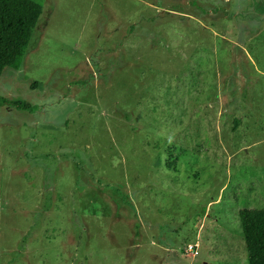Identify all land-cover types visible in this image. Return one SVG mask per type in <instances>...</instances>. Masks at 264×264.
I'll list each match as a JSON object with an SVG mask.
<instances>
[{"label":"rangeland","instance_id":"374dc122","mask_svg":"<svg viewBox=\"0 0 264 264\" xmlns=\"http://www.w3.org/2000/svg\"><path fill=\"white\" fill-rule=\"evenodd\" d=\"M33 1L0 74L30 104H0V264H248L264 0Z\"/></svg>","mask_w":264,"mask_h":264},{"label":"trees","instance_id":"16d2710c","mask_svg":"<svg viewBox=\"0 0 264 264\" xmlns=\"http://www.w3.org/2000/svg\"><path fill=\"white\" fill-rule=\"evenodd\" d=\"M42 7L33 0H0V74L18 69L36 27ZM7 103L27 109L30 104L0 96ZM238 219L244 238L248 264H264V207L242 208Z\"/></svg>","mask_w":264,"mask_h":264},{"label":"built area","instance_id":"2783aa9c","mask_svg":"<svg viewBox=\"0 0 264 264\" xmlns=\"http://www.w3.org/2000/svg\"><path fill=\"white\" fill-rule=\"evenodd\" d=\"M187 251H191L194 254H197V251L194 250V246L193 245H189L188 248L186 249Z\"/></svg>","mask_w":264,"mask_h":264}]
</instances>
